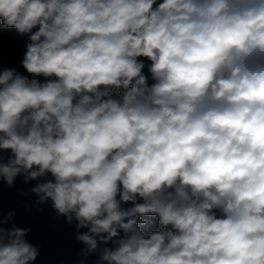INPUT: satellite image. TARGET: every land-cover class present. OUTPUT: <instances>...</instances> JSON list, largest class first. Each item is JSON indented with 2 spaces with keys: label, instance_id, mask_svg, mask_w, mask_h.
I'll return each instance as SVG.
<instances>
[{
  "label": "clouds",
  "instance_id": "9594fccd",
  "mask_svg": "<svg viewBox=\"0 0 264 264\" xmlns=\"http://www.w3.org/2000/svg\"><path fill=\"white\" fill-rule=\"evenodd\" d=\"M3 29L27 41L26 74L0 67V180L50 175L31 191L83 257L264 264V0H0ZM6 222L0 264H34Z\"/></svg>",
  "mask_w": 264,
  "mask_h": 264
},
{
  "label": "water",
  "instance_id": "95a60500",
  "mask_svg": "<svg viewBox=\"0 0 264 264\" xmlns=\"http://www.w3.org/2000/svg\"><path fill=\"white\" fill-rule=\"evenodd\" d=\"M161 2L163 0H157V4ZM138 59L145 64L143 73L148 78V85L151 86L154 83L149 72L151 61L145 57ZM0 67L17 68L21 73H25L21 67L1 58ZM39 79L43 82L45 78ZM0 155L6 162L11 153L9 150ZM45 179L52 177L49 175L41 177L39 181L31 180L26 183L23 176H18L11 187L0 180V220L7 221L2 226L7 229L15 224L17 227L30 229L26 239L39 249L34 264H81L82 261L83 264H96L98 255L93 253L87 258L83 257L81 251L85 246L76 238L78 232L82 233L87 229H77L75 220L68 223L64 216L56 214L50 200L41 204L38 202V197L32 193L31 189ZM122 206L127 208L132 205L129 203ZM10 212L13 215L8 218ZM102 246L112 247V244L109 242Z\"/></svg>",
  "mask_w": 264,
  "mask_h": 264
},
{
  "label": "trees",
  "instance_id": "16d2710c",
  "mask_svg": "<svg viewBox=\"0 0 264 264\" xmlns=\"http://www.w3.org/2000/svg\"><path fill=\"white\" fill-rule=\"evenodd\" d=\"M26 41L27 36L18 34L14 29L0 30V58L19 66V61L25 51ZM113 96L119 98V93L114 92ZM217 214L219 215V213ZM144 219L147 220L146 228L148 230L157 229L158 219L156 217H145Z\"/></svg>",
  "mask_w": 264,
  "mask_h": 264
}]
</instances>
